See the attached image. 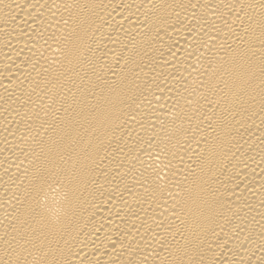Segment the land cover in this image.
<instances>
[{"label":"bare ground","instance_id":"bare-ground-1","mask_svg":"<svg viewBox=\"0 0 264 264\" xmlns=\"http://www.w3.org/2000/svg\"><path fill=\"white\" fill-rule=\"evenodd\" d=\"M0 264H264V0H0Z\"/></svg>","mask_w":264,"mask_h":264}]
</instances>
